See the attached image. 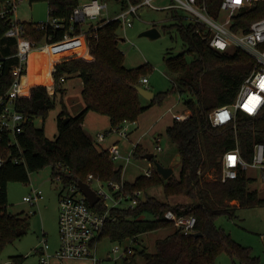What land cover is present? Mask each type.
Segmentation results:
<instances>
[{"label": "trees", "instance_id": "trees-1", "mask_svg": "<svg viewBox=\"0 0 264 264\" xmlns=\"http://www.w3.org/2000/svg\"><path fill=\"white\" fill-rule=\"evenodd\" d=\"M35 1L47 2L50 17L62 21L64 27L37 31L34 22H26L28 33L37 41L50 43L45 49L44 61L46 65L53 66L52 74L56 79L66 80L71 75L82 78L86 106L76 117L63 110L58 119V136L48 138L44 127H37L34 121L37 117L46 118L55 108V100L50 97L45 84L36 83L27 72L23 73L16 103V109L28 118L23 132L17 135L22 153L18 152V145L10 143L11 137L0 131V156L12 153L21 158L18 163L7 161L0 166V253L8 244L23 237L30 226L28 215L22 212L14 214L8 209L7 184L10 181L27 182L30 172L48 165L52 166L53 173L67 167L70 169L67 176L77 180H85L88 174L101 180H120L123 168L110 158L107 148L84 130L86 114L95 111L106 115L112 129L126 121H137L149 107L178 93L191 112L187 119L173 120L166 129L181 156L179 175L164 179L154 170L152 176L141 175L134 182L127 181L126 187L129 191L143 190L145 194L147 188L163 185L166 195L185 194L192 202L173 206L154 196H144L134 208H114L105 222L101 239L137 242L140 234L173 226L164 217L168 209H173L177 214L194 215L196 232L202 235H184L177 229L156 241L155 252H149L146 247L136 253L133 250L126 256L128 261L134 254H140L145 264H215L216 256L226 251L240 264H259V257L251 256L250 249L236 242L216 225L215 220L225 214L234 216L237 207L263 204L264 197H260L257 190L250 189L251 179L244 172L226 181H222L220 175L216 180L206 178L209 171L220 174L221 157L236 147L237 140L248 161L252 160L254 145L264 142V111L257 116L241 112L236 129L232 124L214 126L210 120L214 108L235 100L243 81L254 68L253 59L238 48L233 51L213 48L210 39L202 36L206 29L201 23L176 24L185 48L183 52L166 58L168 70L177 75L176 85L156 93L149 106H144L136 86L141 85L139 78L145 75L147 66H125L124 53L118 46L120 21L102 23L97 28L85 23L72 24L70 17L82 0H30ZM115 1L126 8L129 3L138 4L142 0ZM207 2L209 12L217 16L221 0ZM262 17L264 0H257L238 12L232 29L245 30L252 21ZM9 26L8 22L0 21V58L15 51L16 40L4 35ZM86 26L87 32L79 35ZM67 32L79 37L65 40ZM15 62L12 56L3 61L0 95L14 80L11 68ZM57 89L63 90L61 82H57ZM140 148L139 144L135 146L133 156L139 155ZM232 201H237V204H232ZM96 209L104 211L99 206ZM25 260V256L17 255L10 264H25Z\"/></svg>", "mask_w": 264, "mask_h": 264}, {"label": "rangeland", "instance_id": "rangeland-1", "mask_svg": "<svg viewBox=\"0 0 264 264\" xmlns=\"http://www.w3.org/2000/svg\"><path fill=\"white\" fill-rule=\"evenodd\" d=\"M108 12L114 15L121 11V6L115 0H107ZM157 5H171L172 0H156ZM16 16L21 21L42 22L50 21L48 4L45 1L30 2V0H20L16 10ZM192 15L183 9L169 8L166 10H156L150 6L143 5L138 9L137 15H130L132 26L118 30L121 36L119 48L124 53L125 66L136 68L146 65L145 75L149 83L144 87L154 92H163L172 89L176 83L177 75L168 70L166 58L177 55L184 50V43L178 33L176 24L181 22H191ZM156 28L160 35L152 38L142 35L148 29ZM124 38V40H122ZM230 48L228 51H233ZM45 48L39 46L29 56L27 72L36 83L47 86L50 97L55 100V108L52 109L46 118L37 117L34 121L37 127H44L46 136L54 139L59 134L58 119L63 110H67L70 116L76 117L86 106L82 95L83 80L76 75L69 76L61 81L52 74L53 66L46 65L44 61ZM191 58V57H189ZM141 76V77H143ZM57 82H61L62 91L57 89ZM140 83V78H139ZM144 106H149L150 100L141 96ZM173 107V111L169 107ZM189 113L185 106L184 99L178 93L171 94L162 103L149 107L137 119L139 124L128 122L126 125L127 137H121L117 133L110 135L103 143L102 147L108 146L114 139H118L119 146L124 153L131 150L134 145L141 146L137 157L133 156L128 165L122 161L115 162L117 166L124 165L123 179L134 182L137 177L144 175L147 168L156 170L155 162L174 168V175L180 172V163L177 160L178 152L176 145L169 139L166 129L173 122V112ZM110 120L106 115L92 111L87 117V131L95 138L98 132H103L109 126ZM138 125V126H137ZM137 126V127H136ZM160 136L161 141L157 143L155 137ZM160 145L162 150H157ZM142 153H153L154 160L143 158ZM222 160V157H221ZM157 171V170H156ZM52 166L48 165L40 170L29 173V181H10L7 184L8 209L11 213H24L30 217V226L27 233L20 239L8 244L0 253V264H10L14 256L22 255L26 257L25 264H39V252L44 235L49 244V253L54 254L60 245L59 231V191L61 185L52 181ZM158 173V172H157ZM159 174V173H158ZM246 176L251 179L249 187L257 190L260 197H264V186L253 177L259 179L258 170L250 169ZM160 175V174H159ZM222 174H215L213 171L206 173V178L216 180ZM97 187V183H93ZM41 189L43 194L36 203H29L24 200V196L31 193L32 188ZM144 196H154L157 199L169 203L170 205L188 204L192 200L185 194L166 195L163 185H153L145 190ZM237 204V201H232ZM215 223L223 228L231 237L242 246L250 249L251 256L259 257L260 263L264 264V203L254 206L237 207L236 214L231 216L225 214L219 216ZM177 228L168 226L166 228L140 234L137 242L131 239L122 243L111 241L104 237L98 245V257L100 264H145V260L140 254H134L132 259H126L125 249L132 247L134 253L146 247L149 252H155L156 241L176 231ZM119 247L118 252L113 249ZM53 260L52 264H56ZM63 264H94L90 259H67ZM215 264H240L237 258H232L226 252H220L215 258Z\"/></svg>", "mask_w": 264, "mask_h": 264}, {"label": "built area", "instance_id": "built-area-1", "mask_svg": "<svg viewBox=\"0 0 264 264\" xmlns=\"http://www.w3.org/2000/svg\"><path fill=\"white\" fill-rule=\"evenodd\" d=\"M257 0H221L218 7V15L214 16L208 10L207 0H172L171 5H157L156 0H142L138 4L129 3L126 8L121 7V11L114 15L108 12L106 2L100 0H82L74 9L70 22L85 23L93 25L97 28L102 23L111 21H120L124 29L132 26L130 15H137L138 9L147 5L156 10H166L169 8L183 9L192 15L191 22L201 23L205 26L206 32H200L203 38L210 39V45L220 51H228L230 48H238L249 55L254 61V68L251 73L243 81L236 98L229 104H224L214 108L210 113V120L214 126H224L232 124L236 129L241 112L257 116L264 111V17L252 21L245 30L234 31V17L242 9L250 7ZM20 0H4L0 1V21H6L10 24L5 32V36L16 40L15 51L12 57L16 62L12 65L11 72L14 80L8 90L0 95V131L6 132L12 139V142L18 145L17 135L24 130V124L28 118L16 109V103L20 93L21 77L27 72V64L30 54L39 46L46 49L50 45L48 41H37L33 39L26 26V21H21L16 16V10ZM37 31H46L49 27H64L62 21L57 18L50 17V21L46 23L34 22ZM87 26L82 28L79 35L87 32ZM71 29H73L71 27ZM79 35L72 36L67 32L64 36L65 40L77 38ZM10 56L0 58V73L2 64L5 59ZM28 73V72H27ZM61 81H64L62 78ZM141 86L149 83L146 76L140 78ZM176 85V83H174ZM173 107H169L173 111ZM174 120H185L189 113L173 112ZM136 122V121H135ZM133 122V123H135ZM127 121L122 126L110 129L107 134L105 131L98 132L96 142L103 143L110 135L117 133L121 137H127L126 129ZM155 141L159 143L161 137H155ZM137 145V144H136ZM126 153L122 151L119 142L112 143L107 150L110 158L114 162L122 161L124 165H128L134 155L135 146ZM157 150H162L160 145ZM18 152L22 153V149L18 145ZM234 157V160H230ZM7 161L18 163L21 161L19 155L12 153L6 157L0 156V166ZM122 164L121 167L123 168ZM250 169L258 170L259 179L253 177V180L259 181L264 186V142L254 145L252 160L248 161L244 158L239 142L237 140L234 149L226 151L221 160V176L222 181L237 178L241 173H246ZM70 169L62 167L56 169L52 176V181L61 185L59 191V231L60 245L54 254L49 253V244L47 238L39 247V264H52L56 260V264H63L67 259H90L94 264H100L98 257V245L106 220L110 216V211L114 208H134L142 198L144 191L137 189L129 191L126 187V180L123 176L120 180H101L93 174H88L84 181L89 184L95 191L99 200L94 206H91L86 195L79 187L77 179L67 176ZM154 169L152 167L145 169L144 175L152 176ZM97 183V187L93 183ZM42 190L32 188L29 195L24 196V200L29 203H36L42 197ZM99 206L104 211L96 209ZM164 217L171 221L172 224L184 235H190L196 232L197 219L194 215L177 214L173 209H168ZM264 238V235H263ZM114 252L119 251V247L113 249ZM133 248L125 249V256L132 254Z\"/></svg>", "mask_w": 264, "mask_h": 264}, {"label": "water", "instance_id": "water-1", "mask_svg": "<svg viewBox=\"0 0 264 264\" xmlns=\"http://www.w3.org/2000/svg\"><path fill=\"white\" fill-rule=\"evenodd\" d=\"M142 35L145 36H150L152 38L158 37L160 35V33L158 32V30L156 28H151L148 29L147 31H144L142 33ZM122 40H124V38H122ZM138 92L140 93L141 96L145 97L148 100H152L154 98L155 93L150 91L149 89L138 85L136 86ZM69 118H65V120L67 121ZM154 157L153 153H146L145 155H143V158L147 159V160H152ZM177 160L180 163L181 161V156L178 155L177 156ZM155 166H156V170L157 172L164 178V179H168L171 175H173L174 173V168L171 166H165L162 163L159 162H155ZM79 187L82 190V192L86 195L89 203L91 206H94L95 203L99 200V197L96 195L95 191L90 187L89 184L85 183L82 180L78 181ZM202 234L200 232H196L194 233L195 237H199Z\"/></svg>", "mask_w": 264, "mask_h": 264}, {"label": "crops", "instance_id": "crops-1", "mask_svg": "<svg viewBox=\"0 0 264 264\" xmlns=\"http://www.w3.org/2000/svg\"><path fill=\"white\" fill-rule=\"evenodd\" d=\"M92 113V111H89L87 114H86V117H85V121H84V123H83V128H84V130L86 131V133H87V135L89 136V137H91L93 140H95L96 141V137L95 138H93L89 133H88V131H87V129H86V125H87V117L89 116V114H91ZM135 123H137V124H139V121L137 120ZM138 126V125H137ZM136 126V127H137ZM110 127H111V125H110V123H109V126L105 129V132H108V130L110 129ZM97 136V135H96ZM116 141H118V139L116 138V139H114L108 146H105V148H107V147H109L112 143H114V142H116ZM100 144V143H99ZM38 251V250H37ZM39 252V251H38Z\"/></svg>", "mask_w": 264, "mask_h": 264}, {"label": "snow or ice", "instance_id": "snow-or-ice-1", "mask_svg": "<svg viewBox=\"0 0 264 264\" xmlns=\"http://www.w3.org/2000/svg\"><path fill=\"white\" fill-rule=\"evenodd\" d=\"M237 2H239V0H237ZM261 87H264V82L261 83ZM230 160H234V157H230Z\"/></svg>", "mask_w": 264, "mask_h": 264}]
</instances>
